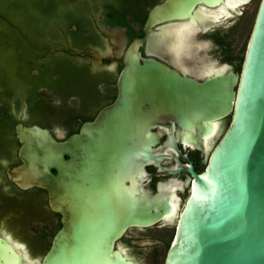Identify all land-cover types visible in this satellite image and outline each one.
Returning <instances> with one entry per match:
<instances>
[{
  "label": "water",
  "instance_id": "obj_1",
  "mask_svg": "<svg viewBox=\"0 0 264 264\" xmlns=\"http://www.w3.org/2000/svg\"><path fill=\"white\" fill-rule=\"evenodd\" d=\"M231 1L154 4L143 34L118 60L115 98L78 131L63 137L59 128L53 133L38 123L15 124L20 161L3 167L8 179L22 188H45L50 207L61 214L41 264H142L120 237L129 227L174 221L163 264H264V0L239 72L227 62L196 57L193 48L187 51L190 64L179 67L182 73L140 51L145 39L167 41L168 27L151 31L154 24L187 17L194 32L193 23L212 11L197 4ZM87 56L93 68L106 65L100 53ZM230 113L220 130V119ZM179 143L208 154L204 169L181 161ZM170 157L174 163L164 164ZM181 170L191 179L175 175ZM154 174L169 176L152 188ZM189 180L180 205L177 190ZM21 261L15 242L0 235V264Z\"/></svg>",
  "mask_w": 264,
  "mask_h": 264
},
{
  "label": "flooded vegetation",
  "instance_id": "obj_2",
  "mask_svg": "<svg viewBox=\"0 0 264 264\" xmlns=\"http://www.w3.org/2000/svg\"><path fill=\"white\" fill-rule=\"evenodd\" d=\"M143 1L148 3L145 8H141ZM161 1L123 0L121 4L114 5L110 0H79L75 5L66 3L60 8H54L55 21L52 27L54 26L53 30L58 33L60 39L54 45L45 46L43 52L38 51L26 57L35 62L33 65V68L36 69L35 74L40 73L45 64L63 65L64 61L76 68H88V70L81 69L82 71H80L81 83L76 81L64 91L76 101L75 112H70L66 117V121L69 123L67 127H54L50 123L29 121L24 116L30 111L29 106L31 105L26 96L23 98L16 96L11 100L1 101L3 107H0V118L8 112L14 121V132H0V176L3 178L0 181V235L9 236L15 242L16 248L22 254L21 264H41L54 234L61 226V214L50 207L45 188L36 185L22 188L8 179L3 167H11L20 161L17 155L20 142L15 132V124L19 121L26 124L38 123L49 127L53 133H55L56 128H59L63 132V137L78 131L83 121L92 119L100 108L115 98L117 93L116 80L121 69L118 60L122 58L123 52L132 39L143 34V25L149 9ZM233 2L235 3L233 4ZM247 2L232 0L230 3L214 6L197 4L195 8H211L212 11L205 14L207 18L204 17L205 19L193 23V27L196 28L194 32L190 31L192 25L186 26L187 17L160 21L152 26L151 31H158L161 26L166 25L168 27L167 41L160 42L152 39L149 44L145 39L140 46L141 54L154 57L182 73L179 67L190 64L187 51L193 48L196 57H208L219 62H227L232 65L235 71L239 72L246 45L244 49L242 47L236 48L235 40L237 34L242 32L249 20L252 19L247 36L248 41L256 14L255 11L254 15L251 16L249 11L245 9ZM130 26L134 28L137 34L131 35ZM174 46L178 49L177 53L174 52L176 49ZM148 48L152 50L148 51ZM118 51H120L119 54H117ZM98 53L101 54L106 65L93 68L92 60L87 54L97 55ZM111 62L114 63L112 66ZM35 74L30 78L28 77L29 79L24 86L28 85L29 80ZM49 75L46 77L50 81H61L62 77L59 72H53ZM83 75L88 76V80L84 79ZM41 89L56 94L61 92L54 85L48 83L39 85L36 93ZM35 99L41 100L42 109L49 104L40 99L38 95ZM89 108H91L90 111H83ZM230 117L231 113L220 119V130L229 123ZM165 136L166 133L163 132L161 140ZM218 137L219 132L211 141L213 142ZM179 148L183 153L179 155L182 162L192 163L196 171L204 169L206 165L204 160L207 159L208 154L181 143H179ZM174 161V158L170 157L166 158L163 163L171 164ZM201 165H203L202 169H200ZM147 169L155 172L157 167L148 165ZM175 175L182 179H186L190 175L191 179V174L185 170L178 171ZM167 176L169 174H154L149 181V186L154 188L157 179ZM189 189L190 180L184 190L178 189L177 192L182 196L185 190L189 194ZM161 225L164 224L152 226ZM136 228L147 227H129L119 239V243L124 248L126 247L122 244V240L131 241L130 238L133 236L131 231Z\"/></svg>",
  "mask_w": 264,
  "mask_h": 264
},
{
  "label": "rangeland",
  "instance_id": "obj_3",
  "mask_svg": "<svg viewBox=\"0 0 264 264\" xmlns=\"http://www.w3.org/2000/svg\"><path fill=\"white\" fill-rule=\"evenodd\" d=\"M23 1L29 2L31 0H0V75L3 76L1 78L2 80H0V107H3V104H1L2 100H11L16 96L25 97L26 91L24 84L36 73V69L33 67L32 69L30 67L28 68L25 64V59L20 54L23 53V47L28 45L31 47L32 45L34 52L40 51L41 53L45 46L54 45L60 39L58 33L53 30L54 26L52 27L55 21L54 8L50 12H42L37 8L31 7V4H26L25 6L28 8L19 9L23 5ZM32 1L35 2L34 0ZM78 2L79 0L66 1V3L73 5ZM258 2L259 0H250L245 4V9L249 11L251 16L254 15ZM31 11L38 13L40 15L38 18L42 17L41 30L38 32L33 27H30L29 22L25 21L21 16L22 13L31 16L33 14ZM32 17L37 18V15H32ZM251 21L252 19L246 24L244 30L237 34L235 40L236 48L242 47L244 49ZM17 39L20 40L21 47L15 45ZM34 64L35 62L32 63V65ZM20 65H22V68L24 66V70L21 72L18 69ZM87 77L83 75V78L86 80H88ZM4 82L9 83L10 86L7 87ZM37 95L49 104L44 106L45 108L42 110H36V112L28 111L24 116L28 120L38 118L42 122L50 123L54 127H67L69 123L66 121V117L70 112H75V99L70 98V94L62 91L56 94L41 89ZM90 109H84L83 111L87 112ZM11 156L8 157L11 158ZM187 196L188 191L185 190L181 196L180 205L184 203ZM174 230L175 221L171 224L167 223L161 226H150L142 229L136 228L131 231L133 235L130 238L131 241L127 239L122 240V244L142 264H163L166 251L173 239Z\"/></svg>",
  "mask_w": 264,
  "mask_h": 264
},
{
  "label": "trees",
  "instance_id": "obj_4",
  "mask_svg": "<svg viewBox=\"0 0 264 264\" xmlns=\"http://www.w3.org/2000/svg\"><path fill=\"white\" fill-rule=\"evenodd\" d=\"M35 2H33L32 0L29 2L23 1L22 2V6L19 8H28L27 6H25L26 4L30 5L33 8H37L39 10L46 11V12H50L53 8H60L61 6H63L64 4H66L67 0H34ZM121 1L123 0H110V2L114 5H119L121 4ZM33 3V4H32ZM148 3H146L145 1H143V4L141 6V8H145L147 6ZM18 9V10H19ZM40 11V12H41ZM31 13H33L32 15L35 16L37 15V18H33L32 15L29 16V14H23L22 13V17L25 21L29 22L30 27H33L35 29V31H40L41 30V25H42V17L38 18V16H40L38 13L31 11ZM129 32L131 33V35H135L137 34V32L134 30V28L132 26H130V30ZM15 45L21 47L20 44V40H16L15 41ZM24 49L22 50L23 53H20L22 55V57L25 59V64L27 65V67L31 68L33 67L32 65V59L31 58H27L26 56L29 54H34L37 52H34V48L31 46H26L23 47ZM23 59V60H24ZM30 63V64H29ZM22 65L18 66L19 72H21L22 70H24V66L23 68L21 67ZM240 66V65H239ZM80 69V70H79ZM81 69L84 70H88L87 67H80V68H76L70 64H67V62L64 61L63 65H47L45 64L43 66V70L40 73L35 74V76L29 80L28 85L24 86V89L26 91V98L29 102H31V105L29 106V110L30 112H36V110H42L43 106L41 105V100L39 99H35V97L37 96L36 93V89L39 85L41 84H52L55 86V88H58L61 91H65V89H67V87L69 85L74 84L76 81L79 83L82 82V76H81ZM79 70V71H78ZM78 71V72H77ZM1 72V71H0ZM53 72H59L61 75V81H50L46 76L48 75V77L50 76L49 74L53 73ZM47 74V75H46ZM46 75V76H45ZM3 76L0 75V80H2ZM7 87L10 86L9 83L4 82ZM57 84V85H55ZM17 103L18 100H17ZM29 121H38L40 122L41 120H39L38 118H32ZM42 122V121H41ZM45 123V122H43ZM0 132H7V133H13L14 132V121L11 118V115L7 113H5L4 117L0 118ZM203 168V165L200 166V169Z\"/></svg>",
  "mask_w": 264,
  "mask_h": 264
},
{
  "label": "snow or ice",
  "instance_id": "obj_5",
  "mask_svg": "<svg viewBox=\"0 0 264 264\" xmlns=\"http://www.w3.org/2000/svg\"><path fill=\"white\" fill-rule=\"evenodd\" d=\"M241 2H247V0H241Z\"/></svg>",
  "mask_w": 264,
  "mask_h": 264
},
{
  "label": "bare ground",
  "instance_id": "obj_6",
  "mask_svg": "<svg viewBox=\"0 0 264 264\" xmlns=\"http://www.w3.org/2000/svg\"><path fill=\"white\" fill-rule=\"evenodd\" d=\"M234 1V0H233ZM235 2H233V4H234Z\"/></svg>",
  "mask_w": 264,
  "mask_h": 264
}]
</instances>
